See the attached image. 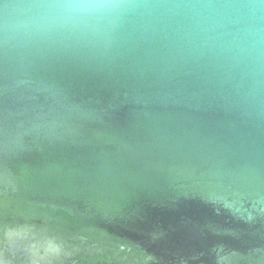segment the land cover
Masks as SVG:
<instances>
[{
    "label": "water",
    "instance_id": "water-1",
    "mask_svg": "<svg viewBox=\"0 0 264 264\" xmlns=\"http://www.w3.org/2000/svg\"><path fill=\"white\" fill-rule=\"evenodd\" d=\"M48 2L0 0V264H264V0Z\"/></svg>",
    "mask_w": 264,
    "mask_h": 264
},
{
    "label": "clouds",
    "instance_id": "clouds-1",
    "mask_svg": "<svg viewBox=\"0 0 264 264\" xmlns=\"http://www.w3.org/2000/svg\"><path fill=\"white\" fill-rule=\"evenodd\" d=\"M128 6L127 0H49L44 7L53 25L75 30L110 21Z\"/></svg>",
    "mask_w": 264,
    "mask_h": 264
}]
</instances>
